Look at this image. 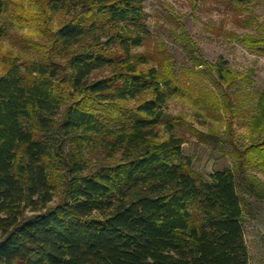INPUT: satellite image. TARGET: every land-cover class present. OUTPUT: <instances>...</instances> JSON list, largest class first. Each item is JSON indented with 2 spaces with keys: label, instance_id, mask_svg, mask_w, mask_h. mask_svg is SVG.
<instances>
[{
  "label": "trees",
  "instance_id": "trees-1",
  "mask_svg": "<svg viewBox=\"0 0 264 264\" xmlns=\"http://www.w3.org/2000/svg\"><path fill=\"white\" fill-rule=\"evenodd\" d=\"M213 2L241 26L264 6ZM24 28L20 54L0 53V264H247L235 183L245 169L264 172V92L248 145L208 179L164 107L185 97L230 128L244 112L227 88L250 74L196 49L187 76L163 49L135 52L150 37L142 0H0V41ZM255 29L238 42L264 56V21Z\"/></svg>",
  "mask_w": 264,
  "mask_h": 264
},
{
  "label": "rangeland",
  "instance_id": "rangeland-1",
  "mask_svg": "<svg viewBox=\"0 0 264 264\" xmlns=\"http://www.w3.org/2000/svg\"><path fill=\"white\" fill-rule=\"evenodd\" d=\"M64 1L71 4L75 0ZM142 5L150 37L145 46L134 49L135 52L148 58L163 49L172 56L175 71L186 75L191 70L188 53L196 49L203 61L212 65L221 61L232 71L250 74L247 81L227 88L244 112V116L235 117L230 128L226 117L219 119L215 112L206 114L193 100L185 97L168 99L164 107L165 114L174 118L175 135L182 138V153L192 159L194 172L208 179L213 172L232 169V152L248 145V118L253 115L258 95L264 92V56L250 52L238 39L256 33L255 25L264 21V6L259 5L253 10V26H241L232 14L213 0H142ZM68 13L61 10L56 14L50 12V16L57 24L59 19L68 17ZM26 30L11 29V36L0 41V53L19 55L18 42L14 38ZM200 70H203L202 66L192 68L205 80L198 72ZM107 74V70L96 71L90 78L97 80ZM95 156L92 151L86 152L89 166L94 164ZM243 172L235 184L242 200L241 228L247 264H264V172L254 168Z\"/></svg>",
  "mask_w": 264,
  "mask_h": 264
}]
</instances>
